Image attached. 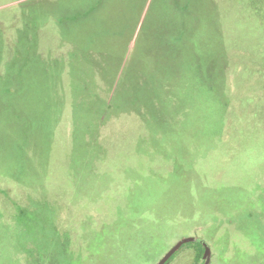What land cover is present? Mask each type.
<instances>
[{
  "label": "rangeland",
  "instance_id": "obj_1",
  "mask_svg": "<svg viewBox=\"0 0 264 264\" xmlns=\"http://www.w3.org/2000/svg\"><path fill=\"white\" fill-rule=\"evenodd\" d=\"M27 57L0 115L66 117L50 159H0V264H157L194 231L264 264V0H0V62Z\"/></svg>",
  "mask_w": 264,
  "mask_h": 264
},
{
  "label": "trees",
  "instance_id": "obj_2",
  "mask_svg": "<svg viewBox=\"0 0 264 264\" xmlns=\"http://www.w3.org/2000/svg\"><path fill=\"white\" fill-rule=\"evenodd\" d=\"M42 8L43 9L38 10V13L43 19L44 15L46 16V14L49 13L50 8L46 5H44ZM27 14H33V10L29 11V13ZM58 15L60 16L61 14ZM61 22L62 20L60 19L58 21L59 27H61ZM32 23L34 25L36 24L35 22ZM18 42L20 44L22 43L25 48H29L30 50L32 49V43L29 40H26V42H24L23 40L19 39ZM29 63V57H27V60L20 59V67L18 69H14V71H17L12 74L6 71V68L3 67V62H0V101L4 100V96L6 95V93H11L15 90L17 81L16 78L19 79L18 75L21 76V73H24L26 71V67L27 65H29ZM248 94H250V97H256L259 92H257L256 89L253 90L252 88L249 90ZM9 105V114L6 116L0 115V128H4L3 131H0V159H50L52 154V146L56 140V131L53 126H56V124L59 125L61 123H65L66 115H63L62 113L51 115L49 117L44 114H37V117H34L31 116V114L27 111H23V107L15 103L13 99L10 100ZM4 124L6 126H3ZM5 129L7 130V133ZM15 129L18 130V133L16 132V134H18V138L15 137V140H13L10 137V134L11 131ZM1 139L7 141V145L10 146L8 150L5 148V143L2 142ZM220 151L221 150L217 148V152ZM209 162L210 161L208 159L202 160L200 162L201 170L199 169V171L201 174L198 175L201 177L202 182L203 179H205L207 183L209 182L206 178L209 177V173L203 168V166L207 165ZM0 182L5 183L6 179L0 177ZM9 192L10 190L2 188L0 190V195L7 194ZM29 200L31 201V203L28 206L19 209L20 211L18 212V216H23L28 211L33 212L39 207L47 206V203L45 201L35 198L32 195L29 197ZM52 225L53 229L56 232L55 236H59V239L62 242L63 253L69 257L68 251L70 250L72 242L66 241L68 240V238L65 237L63 230L57 225V223H53ZM197 234L198 233L195 234L194 231V236L197 237V239L183 244L181 248L185 245L193 247L195 252L194 264H203L205 262L203 259L205 246L203 245V243L201 242V238L197 236ZM174 244L175 243H173L168 249H170ZM178 251L170 257L166 264H168L174 258V255L177 254ZM78 258H80V256H76L74 259L67 258L65 260V264H76L77 260L80 263V259Z\"/></svg>",
  "mask_w": 264,
  "mask_h": 264
},
{
  "label": "water",
  "instance_id": "obj_3",
  "mask_svg": "<svg viewBox=\"0 0 264 264\" xmlns=\"http://www.w3.org/2000/svg\"><path fill=\"white\" fill-rule=\"evenodd\" d=\"M196 239L197 237L195 236H187V237H184L178 240L170 249H168V251L162 256V258L157 262V264H166L167 261L170 259V257L175 252H177L183 244L190 242V241H194ZM201 242L205 246V252L203 255V259L206 260V264H207L211 256V248L205 240L201 239Z\"/></svg>",
  "mask_w": 264,
  "mask_h": 264
}]
</instances>
